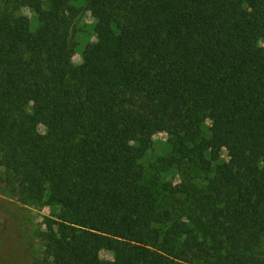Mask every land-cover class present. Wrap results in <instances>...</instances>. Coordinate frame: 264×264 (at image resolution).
I'll return each mask as SVG.
<instances>
[{
	"label": "trees",
	"instance_id": "16d2710c",
	"mask_svg": "<svg viewBox=\"0 0 264 264\" xmlns=\"http://www.w3.org/2000/svg\"><path fill=\"white\" fill-rule=\"evenodd\" d=\"M46 3L32 31L19 12ZM86 12L98 41L79 70ZM262 41L264 0H0V182L21 204L48 192L61 207L34 264H118L101 250L129 264H264ZM160 131L175 163L214 169L188 222L145 184ZM225 148L231 160L218 163Z\"/></svg>",
	"mask_w": 264,
	"mask_h": 264
},
{
	"label": "rangeland",
	"instance_id": "374dc122",
	"mask_svg": "<svg viewBox=\"0 0 264 264\" xmlns=\"http://www.w3.org/2000/svg\"><path fill=\"white\" fill-rule=\"evenodd\" d=\"M50 9L51 6L46 3L41 9H23L19 15L27 17L32 31H36ZM96 24L97 21L90 12H86L78 23L74 64L79 70L83 67L85 49L98 41ZM261 46L264 47L263 41ZM213 131L214 126L208 120L204 127V136L211 137ZM39 134L45 138L47 129L39 127ZM174 145V141L169 139L165 131L158 132L141 164L145 169V184L153 189L160 209L163 212L168 211L172 221L188 222L198 214L197 200L205 194L209 181L214 177V169L204 170L197 158L193 161L185 159L181 164L175 163L173 160L180 159V155ZM231 157L230 149L225 148L221 151L218 163L229 162ZM206 159L210 158L206 156ZM218 163L213 165L214 168ZM3 186L0 182V264H34L44 253V242L40 233L47 230L48 220H58L61 207L51 200L48 192L35 203L21 204L6 194ZM207 244L214 245V241L210 239ZM256 249L264 250V233ZM226 254L222 250V255ZM99 255L103 260L118 264H129L134 257L127 252L108 250H101ZM194 264L204 263L198 261Z\"/></svg>",
	"mask_w": 264,
	"mask_h": 264
}]
</instances>
